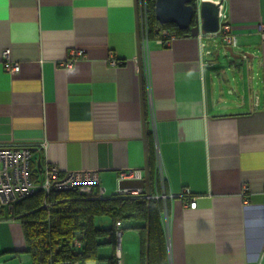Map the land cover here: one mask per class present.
I'll list each match as a JSON object with an SVG mask.
<instances>
[{
  "label": "crops",
  "instance_id": "0c3cea01",
  "mask_svg": "<svg viewBox=\"0 0 264 264\" xmlns=\"http://www.w3.org/2000/svg\"><path fill=\"white\" fill-rule=\"evenodd\" d=\"M136 4L0 0V145L30 147L36 183L50 167L93 172L110 195L121 172L144 178L153 155L147 199L159 201L167 264H264V0L222 2L237 57L219 50L217 34L186 31L168 46L149 40L142 68ZM6 49L15 74L4 70ZM73 50L82 56L62 66ZM131 230L120 235L121 264H141ZM13 246L0 236V255Z\"/></svg>",
  "mask_w": 264,
  "mask_h": 264
},
{
  "label": "trees",
  "instance_id": "16d2710c",
  "mask_svg": "<svg viewBox=\"0 0 264 264\" xmlns=\"http://www.w3.org/2000/svg\"><path fill=\"white\" fill-rule=\"evenodd\" d=\"M154 3V0H148L149 40L158 39L159 32L163 29L171 30L177 37L185 35L186 31L179 30L173 24L157 22ZM152 156H148L150 197L155 195L157 184ZM3 212L6 219L19 224L24 244L21 251L29 254L31 264H86L93 261L99 264H117L116 232L127 229L139 231L140 262L145 264L148 221V263L167 264L159 201L147 199L143 191L137 196L114 193L108 197H100L94 192L85 195L73 189L52 190L46 195L38 189L33 195L17 202L12 212L4 210L0 212V216ZM96 217H107L110 225L96 226ZM116 223H120L119 227ZM75 241H78V246L74 245ZM104 247L110 249V256L100 255L101 248Z\"/></svg>",
  "mask_w": 264,
  "mask_h": 264
},
{
  "label": "built area",
  "instance_id": "2783aa9c",
  "mask_svg": "<svg viewBox=\"0 0 264 264\" xmlns=\"http://www.w3.org/2000/svg\"><path fill=\"white\" fill-rule=\"evenodd\" d=\"M211 1L215 4H219V0H199V2ZM222 4L219 5L218 18H219V29L216 33L221 37L223 47L233 48L237 42L234 37L230 35V26L227 21V16L222 11ZM138 22L140 31V43H141V58L146 62L148 54V0H138ZM261 38L264 41V25L260 26ZM160 37L156 39V42L161 46H168L177 35L168 30L163 29L159 32ZM82 56V51L73 50L70 53L69 59L62 64V66L70 68L73 66L74 61ZM2 62L4 70L10 74L19 72V63L11 60L10 51L4 50L2 53ZM112 66H116L117 62L113 60L110 62ZM146 65L144 71V83L148 96H151V84L150 75ZM31 149L27 146H2L0 145V212L6 210L12 212L13 206L21 201L22 199L33 195L38 189L42 190L46 195L52 190H77L79 194L91 195L93 192L95 195L104 196L105 191L100 188L97 174L93 172H78L67 174L64 177L59 176L58 169L56 167L46 168L44 170V178L39 183H36L32 178L30 169L31 165ZM160 179H162L161 170H159ZM142 173L138 170H127L123 171L118 176V183L121 181L128 180H142ZM115 193L120 195H132L137 196L142 193L141 189H117ZM188 192L185 191V196ZM169 196L162 195V199H166ZM171 197V196H170ZM149 198V197H146ZM188 208L194 209L196 203L191 201L185 205ZM119 227L120 223H116ZM120 235L121 231L116 232V259L118 264H121L120 255ZM75 246H78V241L74 242ZM99 264L95 261L88 262L86 264Z\"/></svg>",
  "mask_w": 264,
  "mask_h": 264
},
{
  "label": "water",
  "instance_id": "95a60500",
  "mask_svg": "<svg viewBox=\"0 0 264 264\" xmlns=\"http://www.w3.org/2000/svg\"><path fill=\"white\" fill-rule=\"evenodd\" d=\"M155 18L159 24H173L179 30L188 31L187 35L197 37L216 34L219 29L218 10L219 5L223 0H219V4L211 1L199 2V0H154ZM137 23L138 9L135 6ZM233 58L237 57L232 51V48L225 50ZM137 60L141 66V43L140 31L137 28ZM140 68V67H139ZM140 68V69H141ZM141 71V70H140ZM139 71V72H140ZM141 73V72H140ZM141 75V74H140ZM142 77V75H141ZM149 172L148 167L144 168V178L142 180H126L118 183L119 189H145V195L150 197L149 192ZM149 229V221L147 223V231ZM148 237L146 243V264H148Z\"/></svg>",
  "mask_w": 264,
  "mask_h": 264
},
{
  "label": "rangeland",
  "instance_id": "374dc122",
  "mask_svg": "<svg viewBox=\"0 0 264 264\" xmlns=\"http://www.w3.org/2000/svg\"><path fill=\"white\" fill-rule=\"evenodd\" d=\"M217 44H219V50L224 52V49L222 47V43L220 40H218ZM227 58V55L221 56L220 61H224V59ZM117 184L115 183V186ZM113 191V190H112ZM111 190L108 189L107 194H105V197H108L111 192ZM0 223L3 224V226H0V236L8 237L10 236L12 238V244L14 245L11 249V251H16L17 253H4L0 255V264H31V259L29 254L21 251L24 249V244L22 242V237L20 235H17V228L14 221H10L6 219L5 212H3V215L0 216ZM94 223L96 226H102L107 227L110 224V219L107 217H96L94 220ZM124 233H135V231H132L131 229H127L124 231ZM124 239H126L124 237ZM21 243H20V241ZM1 252V250H0ZM111 251L108 248H101L100 255L103 257L110 256Z\"/></svg>",
  "mask_w": 264,
  "mask_h": 264
},
{
  "label": "flooded vegetation",
  "instance_id": "af4514ba",
  "mask_svg": "<svg viewBox=\"0 0 264 264\" xmlns=\"http://www.w3.org/2000/svg\"><path fill=\"white\" fill-rule=\"evenodd\" d=\"M171 31V30H170Z\"/></svg>",
  "mask_w": 264,
  "mask_h": 264
}]
</instances>
